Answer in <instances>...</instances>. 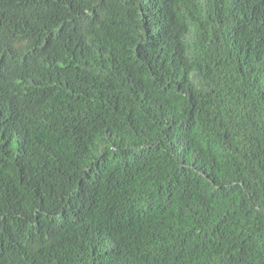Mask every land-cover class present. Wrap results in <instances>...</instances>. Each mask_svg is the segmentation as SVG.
Instances as JSON below:
<instances>
[{"label":"trees","instance_id":"16d2710c","mask_svg":"<svg viewBox=\"0 0 264 264\" xmlns=\"http://www.w3.org/2000/svg\"><path fill=\"white\" fill-rule=\"evenodd\" d=\"M0 264H264V0H0Z\"/></svg>","mask_w":264,"mask_h":264}]
</instances>
